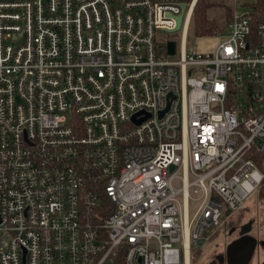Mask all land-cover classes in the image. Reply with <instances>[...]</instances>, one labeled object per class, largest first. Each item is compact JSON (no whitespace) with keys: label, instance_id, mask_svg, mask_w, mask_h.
Masks as SVG:
<instances>
[{"label":"built area","instance_id":"2783aa9c","mask_svg":"<svg viewBox=\"0 0 264 264\" xmlns=\"http://www.w3.org/2000/svg\"><path fill=\"white\" fill-rule=\"evenodd\" d=\"M183 4L0 0V264H186L261 188L264 24Z\"/></svg>","mask_w":264,"mask_h":264},{"label":"rangeland","instance_id":"374dc122","mask_svg":"<svg viewBox=\"0 0 264 264\" xmlns=\"http://www.w3.org/2000/svg\"><path fill=\"white\" fill-rule=\"evenodd\" d=\"M196 0H194L195 3ZM219 4H221L216 11H214V17L219 20V22L223 21V14L226 7L233 6L235 8L242 9V3L244 0H215ZM197 3V1H196ZM196 6V5H195ZM195 9V7H194ZM233 11V13H234ZM194 12V10H193ZM193 14V13H192ZM193 16V15H192ZM192 18V17H191ZM191 23V21H190ZM225 28V29H224ZM224 30L218 31L214 34V36L204 37V38H196L192 34H188L187 38V47L196 52L200 53H213L217 49L221 40L219 35L224 33L227 30V24L224 26ZM182 38V30L166 33L165 41H163V47L161 49L162 55L161 58H171V59H179V50ZM167 40L174 41L177 46L178 53L174 57H170L166 51ZM264 183L261 188L253 194L250 198L246 200L244 205L236 212L233 213L232 216L226 217L225 211L222 213V218L219 227L207 231L206 238L200 245V250H197L194 254H192L191 263L190 264H211L217 254H223L225 252V248L227 246L225 240V229L229 222H232L235 219L237 224L241 225L249 222L251 219H254L256 222V229L253 233V236H256L258 241L260 240V245L255 252V256L251 262V264H264Z\"/></svg>","mask_w":264,"mask_h":264},{"label":"trees","instance_id":"16d2710c","mask_svg":"<svg viewBox=\"0 0 264 264\" xmlns=\"http://www.w3.org/2000/svg\"><path fill=\"white\" fill-rule=\"evenodd\" d=\"M182 1L186 4H190L193 0ZM244 1L242 7L250 11L254 26L264 24V0ZM220 5L221 4L215 0H198L191 18L189 36L192 34L196 38L212 37L216 32L224 30V26L226 24L228 25L232 18L234 9L233 6L226 7L223 14V21L219 22V20L214 17V11H216ZM200 249L201 248L198 250ZM196 251L197 250H193V254Z\"/></svg>","mask_w":264,"mask_h":264},{"label":"water","instance_id":"95a60500","mask_svg":"<svg viewBox=\"0 0 264 264\" xmlns=\"http://www.w3.org/2000/svg\"><path fill=\"white\" fill-rule=\"evenodd\" d=\"M183 9L186 10V4H183ZM183 16H179L177 18V27L175 31H179L182 26ZM167 54L168 56H174L176 54V43L171 41L167 45ZM174 170V168H172ZM232 214L231 210L226 212V216H230ZM1 223V218H0ZM243 234H247V232H243ZM258 241L252 238L246 237L244 239L238 240L231 244L227 249V259L229 264H237L239 261L240 264H248L257 248ZM237 260V262H236ZM216 264V263H211Z\"/></svg>","mask_w":264,"mask_h":264},{"label":"flooded vegetation","instance_id":"af4514ba","mask_svg":"<svg viewBox=\"0 0 264 264\" xmlns=\"http://www.w3.org/2000/svg\"><path fill=\"white\" fill-rule=\"evenodd\" d=\"M237 222L238 221L233 219L232 222H229L227 224V227L225 229V234H226V230H227V234L225 235V240H226V244H227L226 250L223 254H217L211 263L214 262L216 264H226L228 261L227 249L231 244H233L234 242H236L238 240L244 239L246 237L252 238L254 240L255 239L258 240L256 236H253V233L255 232V229H256V226H255L256 222L254 219H251L249 222L241 224V225L237 224ZM245 231L247 232L246 235L243 234V232H245ZM254 256H255V253H254ZM254 256L252 257V260H253ZM251 261L249 264H251ZM239 264H240V262H239Z\"/></svg>","mask_w":264,"mask_h":264},{"label":"crops","instance_id":"0c3cea01","mask_svg":"<svg viewBox=\"0 0 264 264\" xmlns=\"http://www.w3.org/2000/svg\"><path fill=\"white\" fill-rule=\"evenodd\" d=\"M232 214H233V213H232ZM232 214H231V215H232ZM231 215H230V216H231ZM230 216H226V217H230ZM255 240H256V239H255ZM257 241H258V240H257ZM259 245H260V240L258 241V245H257V246L259 247ZM258 247H257V248H258ZM257 248H256V250H257ZM225 250H226V248H225ZM256 250H255V251H256ZM194 251H195V250H194ZM192 254H193V251L191 252L190 262H191ZM253 256H254V255H253ZM251 260H252V259H251ZM236 262H237V260H236ZM251 262H252V261H251ZM249 263H250V262H249ZM249 263H248V264H249ZM226 264H229L228 261H227ZM237 264H239V261L237 262Z\"/></svg>","mask_w":264,"mask_h":264},{"label":"bare ground","instance_id":"6f19581e","mask_svg":"<svg viewBox=\"0 0 264 264\" xmlns=\"http://www.w3.org/2000/svg\"><path fill=\"white\" fill-rule=\"evenodd\" d=\"M196 1H198V0H196ZM196 1H195V3H196ZM194 3V4H195ZM192 11H193V8H192V10H191V12H190V15L192 14ZM190 15H189V17H190ZM191 262H190V255H189V253H188V255H187V260H186V264H190Z\"/></svg>","mask_w":264,"mask_h":264}]
</instances>
